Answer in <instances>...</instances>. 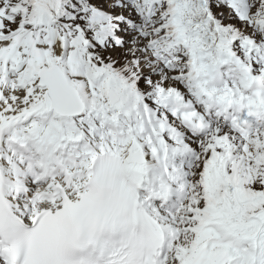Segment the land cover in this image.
<instances>
[{
    "label": "snow or ice",
    "instance_id": "1",
    "mask_svg": "<svg viewBox=\"0 0 264 264\" xmlns=\"http://www.w3.org/2000/svg\"><path fill=\"white\" fill-rule=\"evenodd\" d=\"M0 264H264V0H0Z\"/></svg>",
    "mask_w": 264,
    "mask_h": 264
}]
</instances>
